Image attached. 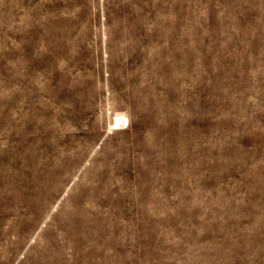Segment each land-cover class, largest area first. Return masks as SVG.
I'll use <instances>...</instances> for the list:
<instances>
[{
    "label": "rangeland",
    "instance_id": "374dc122",
    "mask_svg": "<svg viewBox=\"0 0 264 264\" xmlns=\"http://www.w3.org/2000/svg\"><path fill=\"white\" fill-rule=\"evenodd\" d=\"M0 264H264V0H0Z\"/></svg>",
    "mask_w": 264,
    "mask_h": 264
}]
</instances>
